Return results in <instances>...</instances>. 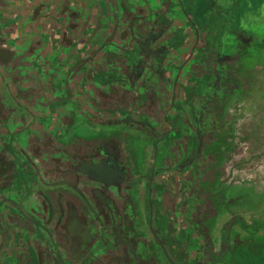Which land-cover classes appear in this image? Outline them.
Segmentation results:
<instances>
[{
  "label": "flooded vegetation",
  "instance_id": "obj_1",
  "mask_svg": "<svg viewBox=\"0 0 264 264\" xmlns=\"http://www.w3.org/2000/svg\"><path fill=\"white\" fill-rule=\"evenodd\" d=\"M164 2L165 9L157 14L148 8L147 12L139 10V27L132 24L133 31L139 32L135 36L139 43L135 62L126 63L123 54L131 41L128 28L118 36L108 28L102 42L92 47L86 45L87 55L80 54L64 77L66 84L75 82L83 90L89 85L94 90L100 87L116 94L119 119L113 120L112 126L105 123L100 129L92 128L81 111V118L75 116L59 124L64 128L62 140L48 136L34 140L30 129L25 139L26 145L34 144L30 149L6 141L1 136L0 123V188L10 183L3 177L5 172L16 174L13 186L17 191L36 194L35 199L44 198L49 205H55L63 214L66 229L51 232V243L60 248L63 258L77 264H107L99 259V250L94 259L86 261L80 256L81 260H76L84 251L81 234L86 236L88 232L91 238L97 234L102 241L117 245L115 260H107L110 264H170L166 255L173 264H264V198L256 206H247L231 197L227 203H221L226 207L215 224L204 227L207 220L211 224L222 197L224 187L218 179L226 185H251L250 180L239 178L235 166L226 164L232 150L226 126L231 118L233 133L234 120L225 114L223 104L227 105L229 99L223 94L236 87V75L241 68L231 64L247 56L252 37L264 35V20L260 16H246L241 21L242 32L227 35L218 20L208 26L196 22L209 8L214 15H220L212 0L208 6L203 0ZM225 2L217 0L221 6ZM187 6L189 26L183 29L178 26L180 9ZM172 28L175 33L167 40ZM155 37L159 38L152 44ZM82 44L76 46L77 53L84 50ZM103 46L104 51L95 55L91 72L81 70L70 79L79 68V61ZM210 57L214 64L208 61ZM105 58L109 63H105ZM195 60L205 67L204 74H212L211 80L194 79L188 63L191 67ZM99 67L101 71L97 70ZM148 72L154 75L153 82L143 86L140 78ZM92 104L94 108L97 103ZM109 109L102 108L103 112ZM73 112L78 114L75 108ZM155 114L159 118H148ZM45 125L48 126L43 122L35 126ZM182 133L184 141L180 144L178 138ZM150 150L156 151L153 159L148 157ZM219 161H223L222 167ZM112 220L117 239L113 237ZM66 231H72L67 242L61 236L67 235ZM24 233L28 236L26 241H31V228ZM9 234L7 247L0 238V257L10 254L15 236L11 240ZM39 236L32 238V251H28L33 255V264H43L47 256L55 264L51 244ZM99 244L95 242L89 250ZM21 252L18 250L14 256ZM24 254L20 260L28 264L30 260Z\"/></svg>",
  "mask_w": 264,
  "mask_h": 264
},
{
  "label": "crops",
  "instance_id": "obj_2",
  "mask_svg": "<svg viewBox=\"0 0 264 264\" xmlns=\"http://www.w3.org/2000/svg\"><path fill=\"white\" fill-rule=\"evenodd\" d=\"M164 1L141 0L139 4V0H0L1 136L25 149L34 146L32 142L26 145L25 141L30 129L34 140L47 136L62 140L64 128L59 124L75 116L81 118V111L92 128L100 129L105 123L112 126L110 123L119 119L115 109L120 104L118 96L100 87L94 90L86 85L83 90L75 82L66 84V72L80 54L87 55L86 45L92 47L102 42L108 28L118 36L132 24L139 27V10L147 12L148 8L154 14L160 13L165 9ZM167 1L172 4L179 0ZM180 10L178 26L185 29L189 26V7ZM80 42L84 50L77 53ZM92 103H97L94 108ZM105 107H110L109 112H103ZM148 118L155 120L159 115ZM43 122L48 126L36 128ZM1 191L2 188L0 216L10 225L9 203L5 201L6 192ZM13 234L15 241L11 242L10 254L0 257V264H22L20 258L26 255L25 250L32 251V234H29L31 241H26L28 236L22 229H14ZM18 250L22 252L16 257ZM31 257L30 253L27 258Z\"/></svg>",
  "mask_w": 264,
  "mask_h": 264
},
{
  "label": "rangeland",
  "instance_id": "obj_3",
  "mask_svg": "<svg viewBox=\"0 0 264 264\" xmlns=\"http://www.w3.org/2000/svg\"><path fill=\"white\" fill-rule=\"evenodd\" d=\"M203 2L208 6L211 0H203ZM212 2L215 4L214 8L218 7L220 15H214V12L209 8L207 13L203 12L196 19L197 24L208 26L212 21L218 20L221 22L220 25L223 24L224 33L234 35L242 32L240 28L241 21L246 16H260L264 20V0H226L223 6L218 4L217 0H212ZM211 7L213 8L212 5ZM174 33L173 28L169 30L170 38L167 40H171ZM251 39L253 44L249 49L247 48V56L235 62L233 61L231 64L233 67L240 65L241 68L236 75L234 83L236 87L231 93L223 94L224 98L229 99L227 105L226 103L223 104L225 114L234 120L233 133L231 118L226 126V133L229 135V147L232 148L227 155L228 161L226 164L230 167L235 166L239 178L250 180L251 185L243 182L239 185H233V183L226 185L221 182V179H218L224 187L222 197L219 204H216L215 215L211 224L207 220L204 227L215 224L217 218L223 214L224 207H226V204L221 205V203H227L226 200L231 197L237 198L236 203H243L247 206H256L264 198V35L254 36ZM169 44L168 42L167 45L169 46ZM208 61L215 63L212 57L208 58ZM191 63V67L190 62L188 63V69L191 75L194 73L196 81L203 78L207 80L206 77L211 80L212 74H204L205 67H202L199 61L195 60ZM194 67L200 68L202 71H195ZM183 135L184 133L180 134V138H178L180 144L184 141ZM226 147L228 148V145ZM179 148H181L180 145ZM141 151L139 149V159L141 158ZM155 152V150L148 151V157L151 155L153 159ZM152 163H154V160ZM152 163H150V166L153 165ZM218 164L222 167L223 161H219ZM150 166L148 165V167ZM226 186L229 188H225ZM211 239L213 238L211 237Z\"/></svg>",
  "mask_w": 264,
  "mask_h": 264
},
{
  "label": "water",
  "instance_id": "obj_4",
  "mask_svg": "<svg viewBox=\"0 0 264 264\" xmlns=\"http://www.w3.org/2000/svg\"><path fill=\"white\" fill-rule=\"evenodd\" d=\"M128 32H129V37H131V41L127 42V46L125 48V50L123 51V54L125 55V61L126 63H131V62H135V57H139V54L135 53V49L139 50V43L138 40H136L135 36H139V32L136 31V29L133 31L132 26L128 27ZM159 37H155L154 39H152L151 43L155 44L156 41L158 40ZM146 46H149V44L146 42ZM105 47H101L99 50H97L95 53H91L89 54V56H87L85 58V60H81L79 61V68L70 76V79L74 78L75 73H78L81 70H84L86 72V74H89L92 70V67L94 66V59H95V55L102 53L104 51ZM123 57L120 56L119 58ZM121 62L120 65L122 66L124 64V62ZM105 63H109L107 58H105ZM100 66V64H99ZM98 71H101V67H99L97 69ZM110 71H114L112 68H109ZM71 73V71H70ZM141 77V76H140ZM139 75L137 78V81H139ZM144 77V76H143ZM140 78L141 80V85H145V84H149L151 83L153 76L150 72H148V74L144 77V78ZM67 81V80H66ZM139 89V88H138ZM16 173V172H15ZM4 179H6V181H10V183H7L2 189L3 190H7L6 192V200L9 205L7 207V210L9 212V214L12 216V220H11V224L8 225L3 218L0 216V238L1 241L3 242V245L5 247H7L8 242H7V233H10V238L11 240H14V234H13V230L14 229H22V230H26L27 228L32 230L33 234L31 235L33 238H35L34 236H38V234H40V240H43L45 243L49 242L53 248V259H54V263L55 264H77V261L74 260H69L67 258H63L64 256L62 255V252L60 251V248H56L53 246L54 242L51 243V238H50V234L51 232H55L58 229H61L62 232L65 231V227L63 225V223L65 224V219L63 218V214L60 212V210H57V208L55 207V205H53L51 203V205H49L47 203V201L42 198V200H37L35 199V195L36 194H32V193H28V192H20L17 191V187L13 186V184L15 183L14 180H17V176L16 174H14L13 176L7 174V172H5L3 174ZM11 187L13 190L11 191L10 188ZM29 187V186H28ZM9 188V190H8ZM61 209L63 210V208L61 207ZM87 219V218H86ZM112 229L114 231L113 233V237L114 238H118L117 232H116V225H115V220H112ZM68 229H70L69 227H67ZM93 230L95 231V226L92 225V232ZM66 234H61V236L66 240V242L72 237V231H66ZM105 232V231H103ZM34 235V236H33ZM93 238H91L90 233L88 232V234L85 236V234H81V240H82V245L84 247V251H89L88 253H80L78 259H80V256H83L84 260H89V259H94L96 258V256L94 255L95 252H97L98 250L100 251V254H97L99 256V259L102 261H105L107 264H110L107 260L114 258L113 254H116V246L117 245H113V243H111V241H102L101 239H99L100 235L97 234H92ZM105 235V233H104ZM104 235L102 236L103 238ZM95 242H100V244L96 247V248H90V246L92 247L93 244H95ZM89 243V244H88ZM103 245V249H101V246ZM136 249H139V246H136ZM92 250V251H91ZM30 252H27V254L25 255V257H29ZM166 255V254H165ZM1 256V254H0ZM167 260L169 261L170 264H173L169 258L166 255ZM30 261L28 264H33V258H28ZM81 260V259H80ZM135 260V259H134ZM39 262V261H38ZM74 262V263H73ZM52 263V259H49L48 256L45 257V260L43 262V264H51ZM39 264V263H38Z\"/></svg>",
  "mask_w": 264,
  "mask_h": 264
}]
</instances>
